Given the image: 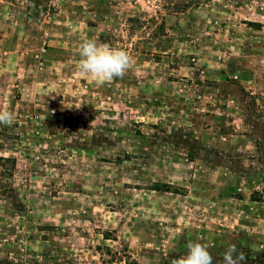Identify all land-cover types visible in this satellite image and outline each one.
Segmentation results:
<instances>
[{
    "label": "rangeland",
    "instance_id": "obj_1",
    "mask_svg": "<svg viewBox=\"0 0 264 264\" xmlns=\"http://www.w3.org/2000/svg\"><path fill=\"white\" fill-rule=\"evenodd\" d=\"M0 111V264H264V0H0Z\"/></svg>",
    "mask_w": 264,
    "mask_h": 264
},
{
    "label": "clouds",
    "instance_id": "obj_2",
    "mask_svg": "<svg viewBox=\"0 0 264 264\" xmlns=\"http://www.w3.org/2000/svg\"><path fill=\"white\" fill-rule=\"evenodd\" d=\"M76 68L81 76L91 79L97 85H103L116 78H123L132 64L130 54L114 48L108 43L87 39L77 47ZM14 115L10 111H0V125L11 126ZM187 252L172 264H213V258L201 243L188 242ZM244 255L237 253L235 245L229 246L222 254V264H242Z\"/></svg>",
    "mask_w": 264,
    "mask_h": 264
},
{
    "label": "trees",
    "instance_id": "obj_3",
    "mask_svg": "<svg viewBox=\"0 0 264 264\" xmlns=\"http://www.w3.org/2000/svg\"><path fill=\"white\" fill-rule=\"evenodd\" d=\"M0 161H2V162H10V160L9 159H0ZM155 188H158V187H155Z\"/></svg>",
    "mask_w": 264,
    "mask_h": 264
}]
</instances>
